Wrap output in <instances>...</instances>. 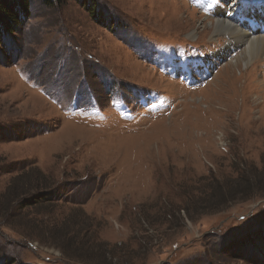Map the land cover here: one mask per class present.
Here are the masks:
<instances>
[{
  "label": "rangeland",
  "instance_id": "374dc122",
  "mask_svg": "<svg viewBox=\"0 0 264 264\" xmlns=\"http://www.w3.org/2000/svg\"><path fill=\"white\" fill-rule=\"evenodd\" d=\"M82 1L30 0L0 45V264H264L263 239L228 249L264 227V58L230 71L243 45L200 28L240 16ZM240 176L246 201L213 193Z\"/></svg>",
  "mask_w": 264,
  "mask_h": 264
},
{
  "label": "bare ground",
  "instance_id": "6f19581e",
  "mask_svg": "<svg viewBox=\"0 0 264 264\" xmlns=\"http://www.w3.org/2000/svg\"><path fill=\"white\" fill-rule=\"evenodd\" d=\"M246 1L242 2L243 6L241 7L245 9L246 17L252 19V21L247 19L248 23L253 24L249 30L243 29L242 27L232 23V20L225 17L223 18V16L222 18L217 16L214 20H208L205 18V22H201L200 25L202 30L207 29L209 31L208 33L212 36L210 37L211 39L218 35L222 36L223 34L228 36L227 45L224 47L225 51L221 54L222 56L228 55V53L226 54V50L229 48L231 50V48H238L243 45V49L240 54L224 66V68L228 67V70L230 71L239 69L240 64L246 67L249 63L252 65L256 60L262 59V57L264 58V18L261 14L264 12V4L260 5V2L253 1L254 6L251 8L250 3ZM235 6L236 4H233L232 9H234ZM254 8H257L258 10L256 13H253L255 10ZM220 10L224 12V9ZM192 36L193 34L189 35L188 38H191ZM234 44H236V47H232ZM182 76L183 75L180 77Z\"/></svg>",
  "mask_w": 264,
  "mask_h": 264
},
{
  "label": "trees",
  "instance_id": "16d2710c",
  "mask_svg": "<svg viewBox=\"0 0 264 264\" xmlns=\"http://www.w3.org/2000/svg\"><path fill=\"white\" fill-rule=\"evenodd\" d=\"M84 2L86 1L83 0L80 3L83 4ZM29 3H30V0H0V45H3V41L7 35L13 33L16 30L18 25L22 22V20H24V17L25 16L28 17ZM92 11L93 12L91 13V15H95L93 17L95 21H99L105 17V15H102L99 13L98 9H96L95 11L94 10ZM112 24H116V23L112 22ZM103 25H107L106 22L103 23ZM243 180H247V182L250 185L255 183V182H252V180L247 179V177L245 179V176H240V178L237 177V179L234 182H232L234 190L230 191L229 194L226 190L225 192H222L221 191L222 189H219L216 186L217 182L214 183L215 186L213 187V193L217 196L226 195L228 197L227 202L224 201V203L226 204H231L233 202H239V201H246L247 199H249L248 194H247L248 187L244 184ZM56 197H59L58 192H57V196H55L54 198ZM42 198H44V195L41 193L37 197H34L32 200L37 201ZM54 198L52 200H54ZM48 199L51 200V198H48ZM221 206H223V202L222 204L221 202H217L215 206L210 209V211L218 212L222 210ZM261 239L264 240V227H261V228L258 227L252 230H248L242 236H240V238H236L232 240L228 249H240V248H246V247H249L250 249H254L256 243ZM111 260H113L112 256H111Z\"/></svg>",
  "mask_w": 264,
  "mask_h": 264
}]
</instances>
